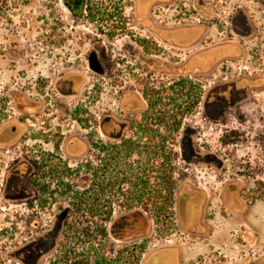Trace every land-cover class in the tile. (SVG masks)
I'll return each mask as SVG.
<instances>
[{
    "label": "flooded vegetation",
    "instance_id": "obj_1",
    "mask_svg": "<svg viewBox=\"0 0 264 264\" xmlns=\"http://www.w3.org/2000/svg\"><path fill=\"white\" fill-rule=\"evenodd\" d=\"M31 1L0 0V19ZM52 1L74 19V33L49 34L54 61L29 44L0 54L10 68L0 93V264H114V252H63L65 234L81 195L93 202L96 186L105 233L125 241L113 232L124 214L113 219L107 208L111 153L148 160L160 143L181 163L172 176L181 226L211 235V210L247 216V264H264L247 183L258 177L236 157L240 147L256 151L264 168V0ZM165 249L166 264H186L183 245Z\"/></svg>",
    "mask_w": 264,
    "mask_h": 264
},
{
    "label": "rangeland",
    "instance_id": "obj_2",
    "mask_svg": "<svg viewBox=\"0 0 264 264\" xmlns=\"http://www.w3.org/2000/svg\"><path fill=\"white\" fill-rule=\"evenodd\" d=\"M112 2L111 6L114 7L117 5L118 0H112ZM19 7L20 9H15L7 17L0 19V54L6 53L5 45L29 44L33 53H35V50L42 51V56L38 59L49 64L54 61L52 55L58 51V49H53L50 52L48 45L55 42L49 40V34L58 31H63L64 35L74 33V19L61 9L57 1L33 0L28 4L25 3V5L20 4ZM111 10L113 11L112 8ZM216 32H214L216 34L214 37L220 34ZM221 35L224 36V33ZM73 43L71 37L70 40L66 41L67 45ZM9 69L6 58L0 60V93L7 90L4 81L10 75ZM34 73L36 71L31 72V74ZM164 106V108L162 105L160 108L158 107V111H167V106ZM172 152L174 151L172 150ZM114 155H116V158L112 159ZM236 157L239 162L243 160L240 166L249 167L247 172H252L251 175L258 177L247 181L248 187L253 191L249 196L257 198L254 201L257 205H264V168L262 165H257L261 161L259 160L261 155H257L256 151L240 147ZM147 158V153L143 154L142 157L137 154L136 156L132 155L130 158H124L123 155L115 154V152L111 153L110 192L109 205H107V208L112 210L110 217L113 219L117 217L119 219L122 214L126 216L141 212L144 221L148 225L146 230L138 235L127 236L124 238L125 241L108 236L105 233L108 212L104 207V196L102 191L100 190L99 193L95 186L93 202L91 200L89 202L86 193L84 196L81 195L83 199H79L80 207L74 212V228L67 230L68 232L65 234L62 244V251L70 252L74 250L83 256L91 254L112 255L114 252L113 254L116 255L114 264H119L118 254L120 249L124 248V264H166L169 257L168 254H165V251H167L165 248L173 243H179L185 249H190L197 244V246L201 245L202 250L197 255L199 260L196 259L191 264H207L213 258H222L232 264H247L249 258V245L246 242L247 231L249 230L247 216H236L228 213L225 218L219 215V212L211 210L210 217L213 216L212 225L215 227L213 231L217 233L216 235L215 233L214 235L213 233L211 235H193L181 226L180 217L174 204V198L177 199L178 194L175 196L173 192V182L177 179L172 176L182 171L180 168L181 163H178L179 160L176 156L170 158L168 164L162 166L163 170L160 171L169 175L167 180H151V186L149 187L151 194L149 196L153 198H147L143 201L138 200V198L134 199L131 192H129V187H132L129 181L122 184L117 183V181H120V179L116 180L117 175L122 177L126 169L128 171H131V168L136 169L137 159L142 161V168H148L153 175H160V172L155 171L158 169L156 168L158 164L153 165L152 161L147 160ZM121 159H123V162H121ZM137 170L141 171L139 168ZM85 171L86 176L81 178V185L87 189V170ZM131 206H137L142 210L130 212L127 209ZM88 208H91L92 211L89 212ZM182 220L184 225H190V214L182 215ZM0 226L2 227L1 224ZM255 229L262 233V224H256ZM206 236L207 238L202 239ZM2 243L3 237L0 236V244ZM189 243L191 244L189 245Z\"/></svg>",
    "mask_w": 264,
    "mask_h": 264
},
{
    "label": "trees",
    "instance_id": "obj_3",
    "mask_svg": "<svg viewBox=\"0 0 264 264\" xmlns=\"http://www.w3.org/2000/svg\"><path fill=\"white\" fill-rule=\"evenodd\" d=\"M162 139V137L160 136V140ZM165 142H166V138ZM172 149L169 148L166 143L162 144L160 143V145L157 148H151L149 150L150 158L148 160H151L153 165L155 163H157L158 165H156V172H160L162 169V166H164L165 164H168V161H170L171 158V151ZM115 152V151H114ZM116 153L118 154L119 152L116 151ZM115 153V154H116ZM116 158V155H114V157L112 159ZM167 162V163H166ZM89 163L86 164L88 171L89 169ZM102 168V166H101ZM131 168V167H130ZM138 166H136V169L131 168V171H128L126 169V171H124V175L122 177L120 176H116V180L120 179V181H117L118 184H122L125 182H130V185H132V187H129V192H131V195L133 196L134 199L138 200H146L147 198H153L150 197L149 195L151 194L149 187L151 186V180L156 179V180H161V179H165L167 180L169 175L167 173H163L160 172V175H153L152 172L149 171L148 168H142L141 171L137 170ZM126 172V174H125ZM96 182V179H95ZM103 182V179L101 178V184ZM109 183H110V179H109ZM138 187H140V189H138ZM136 189V190H135ZM138 191H140V193H138ZM149 196V197H148ZM82 197V196H81ZM89 212L92 211L91 208H88ZM110 216L112 214V210H109Z\"/></svg>",
    "mask_w": 264,
    "mask_h": 264
},
{
    "label": "crops",
    "instance_id": "obj_4",
    "mask_svg": "<svg viewBox=\"0 0 264 264\" xmlns=\"http://www.w3.org/2000/svg\"><path fill=\"white\" fill-rule=\"evenodd\" d=\"M252 218L254 219V227L256 224H262V235H264V205H256L255 209L252 211ZM250 214V215H251ZM147 223L144 221L141 212L131 213L119 219L114 227L113 232L120 237H127L132 235H138L142 233L147 228ZM213 227V225H212ZM215 227H213V230ZM213 231V235H214ZM217 233H215L216 235ZM215 238V236H214ZM201 245L194 246V248L185 249L184 260L186 264H191L197 259V255L201 252Z\"/></svg>",
    "mask_w": 264,
    "mask_h": 264
}]
</instances>
